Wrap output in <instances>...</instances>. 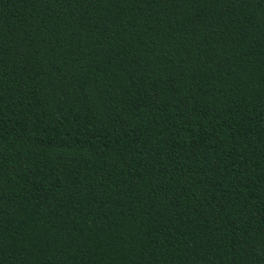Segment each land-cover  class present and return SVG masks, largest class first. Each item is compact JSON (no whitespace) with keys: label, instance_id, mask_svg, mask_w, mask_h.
<instances>
[{"label":"trees","instance_id":"16d2710c","mask_svg":"<svg viewBox=\"0 0 264 264\" xmlns=\"http://www.w3.org/2000/svg\"><path fill=\"white\" fill-rule=\"evenodd\" d=\"M0 264H264V0H0Z\"/></svg>","mask_w":264,"mask_h":264}]
</instances>
